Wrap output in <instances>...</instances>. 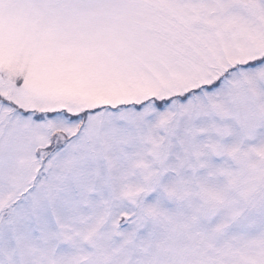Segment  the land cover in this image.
Listing matches in <instances>:
<instances>
[{
    "label": "snow or ice",
    "instance_id": "snow-or-ice-1",
    "mask_svg": "<svg viewBox=\"0 0 264 264\" xmlns=\"http://www.w3.org/2000/svg\"><path fill=\"white\" fill-rule=\"evenodd\" d=\"M0 264H264V0H0Z\"/></svg>",
    "mask_w": 264,
    "mask_h": 264
}]
</instances>
